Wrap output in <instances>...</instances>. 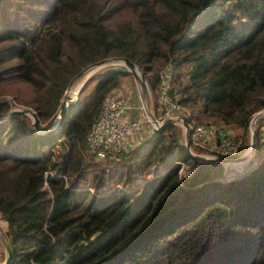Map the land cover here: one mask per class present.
<instances>
[{
    "label": "trees",
    "instance_id": "obj_1",
    "mask_svg": "<svg viewBox=\"0 0 264 264\" xmlns=\"http://www.w3.org/2000/svg\"><path fill=\"white\" fill-rule=\"evenodd\" d=\"M104 57L139 69L153 111L167 66L169 92L187 108L188 124L211 119L247 132L250 114L264 107V0H0L8 264H264L263 117L253 143L258 161L236 174L226 172L229 156L189 155L174 123L96 158L85 133L129 74L104 65L56 128L39 134L70 78ZM12 108L35 113L38 129Z\"/></svg>",
    "mask_w": 264,
    "mask_h": 264
},
{
    "label": "built area",
    "instance_id": "obj_2",
    "mask_svg": "<svg viewBox=\"0 0 264 264\" xmlns=\"http://www.w3.org/2000/svg\"><path fill=\"white\" fill-rule=\"evenodd\" d=\"M156 102L154 113L149 114L144 105H139V109L144 112L142 116L127 117L125 112L132 107L127 104L123 94L112 89L102 100L97 114L85 133L84 141L87 150L96 158L119 153L124 149L125 138L138 130L143 123L153 128L160 125L165 118H171L180 124L181 115L189 117L187 108L179 104L169 92L167 66H164L159 74ZM263 109L258 110L256 115L264 113ZM254 114V112L250 114L249 119L252 120H249L245 127L249 133L254 131ZM187 134L191 146L211 159L219 160L221 157L233 156L239 151V140L231 138V134L225 130L216 134L210 124L198 122H193L190 126L188 124ZM208 138H214V141L209 142ZM258 138L264 142V126L259 127Z\"/></svg>",
    "mask_w": 264,
    "mask_h": 264
},
{
    "label": "rangeland",
    "instance_id": "obj_3",
    "mask_svg": "<svg viewBox=\"0 0 264 264\" xmlns=\"http://www.w3.org/2000/svg\"><path fill=\"white\" fill-rule=\"evenodd\" d=\"M106 65H114V66H122L123 67V65L119 62V61H117V60H112V61H109V62H107L106 63ZM102 67V66H101ZM98 68H100V67H98ZM97 69V68H96ZM95 69V70H96ZM95 70H93V71H95ZM92 71V72H93ZM91 72V73H92ZM90 73V74H91ZM129 73V72H128ZM89 74V75H90ZM88 75V76H89ZM87 76V77H88ZM83 78H84V75L83 76H80V77H77V78H75V79H73L72 81H71V84L70 85H80L81 84V82L83 81ZM124 80V83H126V86H128V85H131L132 86V91H131V93L130 94H132V98L134 99V100H136L138 103H137V105L138 104H140L141 106H145V109L147 108V111L149 110V114H151L152 112L154 113V111H153V107H154V105L152 106V104H153V102H154V104H155V100H153L154 98H153V96H154V94L152 95L149 91H148V88H147V85H146V83H145V80H144V83H145V89H143L139 84H138V82L137 81H135L133 78H132V76H131V74L129 73L128 75H125V76H123L122 77V79L119 81V84H118V86L116 87V88H114V90H118L119 91V93H121V94H126V91L128 90V89H126V88H124V87H126L124 84H123V86H121L120 84H121V82ZM85 81V80H84ZM83 81V82H84ZM120 85V86H119ZM78 86H77V88H78ZM80 87H81V85H80ZM79 87V88H80ZM91 87H92V82L90 83V81H88V83L83 87V89H82V91H80V96H82L83 94H87L86 92H89L90 91V89H91ZM76 88V89H77ZM66 90V89H65ZM156 95H157V87H156ZM77 96V93L74 95V96H72V100H74L75 99V97ZM157 98V97H156ZM264 107H262V108H260V109H258V110H262ZM133 110H135V109H132L131 111L133 112ZM139 110V109H138ZM258 110H256V111H254V118H253V128H254V131H253V138H255V128H256V126H257V124H258V122H259V118L260 119H263L264 118V113H258L257 115H256V112L258 111ZM140 112H139V116L141 117L142 116V114L144 113L143 111H141V110H139ZM263 111H264V109H263ZM262 112V111H261ZM29 116V115H28ZM30 117V116H29ZM134 117V116H133ZM263 117V118H262ZM31 118V117H30ZM55 119V118H54ZM53 119V121L51 122V124L50 125H52L53 124V122L55 121ZM249 120H252L251 118L249 119L248 118V120H247V122L249 121ZM261 122V121H260ZM193 123V119L191 118V120H189V126L191 125ZM199 123V122H198ZM202 124H205V125H209V124H213V125H215V126H220L221 128H224V129H222V131H227V132H229L230 134H231V138H234V139H236V140H239V151L236 153V154H234L233 156H229L228 158H231V160H229V161H227V165H226V172H227V174H229V173H232V174H236V173H238V172H242V170L244 171V170H247L248 168V166H250V165H254L258 160V158H256L255 157V153H254V148H253V143H254V140H253V142L251 143V139H250V135H252V133H249L248 131L247 132H245L244 131V129L243 128H240V127H234V126H231L230 124H222V123H220V122H217V121H211V119L207 122V123H204L203 121L201 122ZM263 125H264V121H262L261 122ZM176 124H178V125H180L181 126V124H179L178 122H176ZM50 125L47 127L48 129L49 128H51L50 127ZM58 125V124H57ZM57 125H55L54 126V129L56 128V126ZM143 125V124H142ZM225 125V126H224ZM179 126V127H180ZM248 126H249V123H248ZM261 126V125H260ZM47 128H44V129H41V130H39V132L40 133H46L47 132ZM221 128H219V129H221ZM180 129H181V133L182 134H184L183 132H182V128L180 127ZM220 131V130H219ZM136 132V131H135ZM221 132V131H220ZM259 133V132H258ZM182 137L184 138V136L182 135ZM187 138V137H186ZM191 150H192V152L193 153H197V152H195V149L194 148H192L191 147ZM200 154L202 155V152H200ZM234 158H236V159H234ZM234 159V160H233ZM180 165H181V172H185L186 171V168H185V164H182V163H180ZM0 259H1V261H2V259H3V251H2V247H1V245H0Z\"/></svg>",
    "mask_w": 264,
    "mask_h": 264
},
{
    "label": "water",
    "instance_id": "obj_4",
    "mask_svg": "<svg viewBox=\"0 0 264 264\" xmlns=\"http://www.w3.org/2000/svg\"><path fill=\"white\" fill-rule=\"evenodd\" d=\"M112 60H117L119 61L123 67L125 68V70L127 72H129L132 76V78L138 82V84L145 89L144 87L146 86L144 83V77L141 74V72L139 71V69L129 60L122 58V57H104V58H100L98 60H95L93 62H91L90 64H88L87 66H85L84 68H82L81 70H79L76 74H74L70 80L68 81V84L66 85L65 89H67L69 87V85L71 84V81L77 77L83 76V81L87 78V76L96 68L101 67L106 65L107 62L112 61ZM83 81L81 82V84L83 83ZM80 84V85H81ZM80 85L78 86V88L76 89V93L80 87ZM65 89L61 95L60 98V102L58 105V109H57V113L55 115V121L53 122L52 125H50L51 128H47V131H51L54 129V126L57 125L62 119H63V115L66 111V109L69 107L70 103L73 101V98H70L67 94H65ZM75 93V94H76ZM22 112L25 113L27 115H29L31 117V126L32 128L36 131L37 128V117L36 114L33 113L31 110L27 109V108H12L10 109V113L11 112ZM151 117V115H150ZM152 120V118H151ZM153 122V120H152ZM174 120H172L171 118H165V120L160 124V125H156L154 126L152 129L154 132H158L160 130H162L166 125L168 124H173ZM181 126L184 129V147L186 149V151L188 152L189 155H191L192 157L195 158H205L203 156H200L199 154H195L193 153L190 149H189V143L188 140L186 139L187 137V122H186V118L184 115H181ZM252 135H250V139H251V143L253 142L254 138H253V130H252ZM39 134H43V133H39ZM222 160H224V158H222ZM1 244L3 247V260L0 264H8L10 256H11V251H10V247H9V243L5 238L4 233H1Z\"/></svg>",
    "mask_w": 264,
    "mask_h": 264
},
{
    "label": "crops",
    "instance_id": "obj_5",
    "mask_svg": "<svg viewBox=\"0 0 264 264\" xmlns=\"http://www.w3.org/2000/svg\"><path fill=\"white\" fill-rule=\"evenodd\" d=\"M123 84L126 86V83H124V80L121 82L120 85L123 86ZM124 88L128 89L126 91V94H124L125 100H126L127 104L130 105L132 107V109H135V110H133V112L131 111L132 109L126 110L125 115L127 117H133V116L134 117H140L139 116L140 115L139 114V112H140L139 110L140 109L138 107L140 104L137 105L138 102L136 100H134L132 98V94H130L131 91H132V86L131 85H128V86H126ZM115 91H118V90H115ZM148 112H149V110H148ZM174 124H176V123L174 122ZM178 126H180V125H178ZM210 126L215 131L216 134H218L220 131H222V129H224V128H221L220 126H215L213 124H210ZM180 127L182 128V126H180ZM219 128H221V129H219ZM153 132H154L153 129L150 128V126L147 123H143V125H141L139 127V129L136 130V132H132V134H129L125 138V140H124V149L135 146L139 141L144 140L145 138H147ZM182 132L184 133V129L183 128H182ZM181 135L184 136V134H182V133H181ZM184 139H185V136L183 138V142H184ZM208 141L209 142H212V141H214V138H208ZM234 159H236V158H234ZM4 227H5L4 221L0 218V244H1V239H2L1 233H4ZM0 261H1V259H0Z\"/></svg>",
    "mask_w": 264,
    "mask_h": 264
},
{
    "label": "bare ground",
    "instance_id": "obj_6",
    "mask_svg": "<svg viewBox=\"0 0 264 264\" xmlns=\"http://www.w3.org/2000/svg\"><path fill=\"white\" fill-rule=\"evenodd\" d=\"M78 85H69V87L65 90V94H67L70 98L75 95L76 88Z\"/></svg>",
    "mask_w": 264,
    "mask_h": 264
},
{
    "label": "clouds",
    "instance_id": "obj_7",
    "mask_svg": "<svg viewBox=\"0 0 264 264\" xmlns=\"http://www.w3.org/2000/svg\"><path fill=\"white\" fill-rule=\"evenodd\" d=\"M186 118V117H185ZM187 119V118H186ZM176 123V122H175ZM187 128H188V123H187ZM187 140H189V138H188V134H187ZM188 143H189V148L191 149V144H190V141H188ZM193 148V147H192ZM195 149V148H194ZM195 151H197V154H199L200 156H203V157H205V158H210V157H208V156H205L203 153H202V155L200 154V150H198V149H195ZM221 158H224V157H221ZM220 160V159H219ZM1 245V244H0ZM1 247H2V245H1ZM2 251H3V247H2ZM3 260V259H2ZM2 261H0V263H1Z\"/></svg>",
    "mask_w": 264,
    "mask_h": 264
}]
</instances>
